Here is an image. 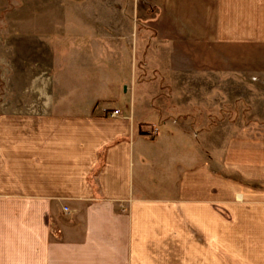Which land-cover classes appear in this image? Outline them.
Returning <instances> with one entry per match:
<instances>
[{"label": "crops", "instance_id": "obj_1", "mask_svg": "<svg viewBox=\"0 0 264 264\" xmlns=\"http://www.w3.org/2000/svg\"><path fill=\"white\" fill-rule=\"evenodd\" d=\"M129 2L72 5L45 94L0 96V264H264V122L219 112L264 0Z\"/></svg>", "mask_w": 264, "mask_h": 264}, {"label": "rangeland", "instance_id": "obj_2", "mask_svg": "<svg viewBox=\"0 0 264 264\" xmlns=\"http://www.w3.org/2000/svg\"><path fill=\"white\" fill-rule=\"evenodd\" d=\"M83 1L107 2V10L110 11L114 9L116 0H0V96L32 98L45 94L44 87L50 81L49 62L46 61L50 59V50H54L55 47L54 41L48 38L53 36L50 28L63 26L61 17L66 23L76 16L79 18L81 15L75 13L72 5H80ZM124 2L128 8L129 0ZM86 5L90 6V4ZM91 10L94 13L96 8L89 11ZM52 20H54L53 23H51ZM68 43L66 39L57 41L58 48L63 47L60 52L69 47ZM38 54L41 55L42 60L48 58L42 62L41 66ZM53 75L56 76V73L54 72ZM249 82L251 83L249 104H234L231 108L225 106L219 109V112H229L231 117H236L243 111V113H249L251 120L258 119L264 122V78L259 81L252 76ZM40 83L43 88L40 87ZM233 90L240 94V88ZM31 106L34 105L31 104ZM113 106L108 104L106 107L113 108ZM247 120L245 117L239 121ZM234 121L236 122V118ZM227 122L229 121L221 119L219 124ZM222 138L224 137L219 135L218 141L221 142Z\"/></svg>", "mask_w": 264, "mask_h": 264}, {"label": "built area", "instance_id": "obj_3", "mask_svg": "<svg viewBox=\"0 0 264 264\" xmlns=\"http://www.w3.org/2000/svg\"><path fill=\"white\" fill-rule=\"evenodd\" d=\"M117 115H118V111H113L112 114H111V116H117Z\"/></svg>", "mask_w": 264, "mask_h": 264}]
</instances>
